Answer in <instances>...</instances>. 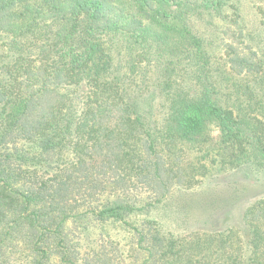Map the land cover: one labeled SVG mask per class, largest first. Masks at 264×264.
Here are the masks:
<instances>
[{
    "label": "trees",
    "instance_id": "16d2710c",
    "mask_svg": "<svg viewBox=\"0 0 264 264\" xmlns=\"http://www.w3.org/2000/svg\"><path fill=\"white\" fill-rule=\"evenodd\" d=\"M246 1L0 0V264H264V0ZM210 123L216 167L180 166ZM171 199L191 232L132 219Z\"/></svg>",
    "mask_w": 264,
    "mask_h": 264
},
{
    "label": "rangeland",
    "instance_id": "374dc122",
    "mask_svg": "<svg viewBox=\"0 0 264 264\" xmlns=\"http://www.w3.org/2000/svg\"><path fill=\"white\" fill-rule=\"evenodd\" d=\"M245 4L247 5V8H248V5L250 4V0H247ZM214 17H216L215 20H213V17H210L209 15L201 16L198 10H196L195 15L192 16V24H191L192 27L202 32L203 30H205L206 38L210 42L215 41L217 34L221 32V29L223 28V21L217 16H214ZM210 21L213 22V25L211 26L206 25V23L210 24L211 23ZM236 34H237L236 27L232 26L230 30H228V34L224 36V43L225 45L227 43L232 45L233 47L239 49V51L241 52V42L236 40L235 38ZM217 43H219V40L217 41ZM216 47H218L217 44H216ZM155 115H158V117H155ZM153 118L159 119L158 127L161 129L164 124H162L163 120L160 119V113L158 110H154ZM220 141H221V134H220L219 128L216 126V124L210 123L208 127L206 128L203 136L195 139L194 141H191L188 143L183 142L175 146V150L177 151V156L179 157V162H178L179 165L182 167H191L194 164L200 165L205 162H208L211 164V166L216 167V164L219 161L220 155L222 153V150H221L222 147H221ZM227 175L228 173L224 171V173L218 178L222 180L224 179L231 180V177H230L231 175L229 176ZM215 180L216 179L214 178L212 179V181H215ZM212 181L203 183L202 184L203 189L208 190L211 187V183H213ZM225 196H230V194H227ZM177 203L178 201L171 199L168 203L159 205L158 207L154 208L153 210L150 211V213L144 212V214H140L138 217L133 216L132 219H137L139 221L146 220V219H154V220L156 219L161 223V225L164 226L165 229L170 228L168 231L172 230L175 232H179L178 235L186 234L188 232H191V231H186V230L191 229L190 225L192 221L189 220L190 223H188L186 221V218L182 214H179L178 212H176V210L178 209V206H176ZM238 213H239V209H237L236 212L234 213L236 215L235 221L237 220ZM175 219H179L181 221L176 229H175V222H174ZM105 228L112 235L114 234L122 235V233H125V230L120 229L117 225H106ZM131 241L132 240L130 238L129 242ZM122 245H125V244H122ZM235 247L237 246L235 245ZM130 248L132 247H126V249H130Z\"/></svg>",
    "mask_w": 264,
    "mask_h": 264
}]
</instances>
